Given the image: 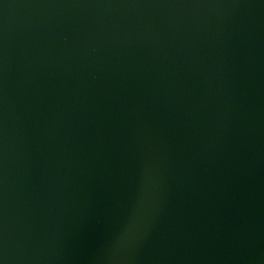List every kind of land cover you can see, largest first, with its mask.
<instances>
[{"label":"water","instance_id":"95a60500","mask_svg":"<svg viewBox=\"0 0 264 264\" xmlns=\"http://www.w3.org/2000/svg\"><path fill=\"white\" fill-rule=\"evenodd\" d=\"M0 264H264V0H0Z\"/></svg>","mask_w":264,"mask_h":264}]
</instances>
